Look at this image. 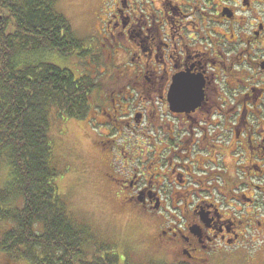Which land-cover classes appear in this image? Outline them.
Masks as SVG:
<instances>
[{
	"label": "flooded vegetation",
	"instance_id": "flooded-vegetation-1",
	"mask_svg": "<svg viewBox=\"0 0 264 264\" xmlns=\"http://www.w3.org/2000/svg\"><path fill=\"white\" fill-rule=\"evenodd\" d=\"M107 11L123 83L75 120L97 173L153 224L154 264H264V0Z\"/></svg>",
	"mask_w": 264,
	"mask_h": 264
},
{
	"label": "trees",
	"instance_id": "trees-1",
	"mask_svg": "<svg viewBox=\"0 0 264 264\" xmlns=\"http://www.w3.org/2000/svg\"><path fill=\"white\" fill-rule=\"evenodd\" d=\"M57 3L0 0V162L10 172L0 189V219L15 225L0 253L28 264H120L110 246L97 245L89 227L69 216L56 185L51 112L84 119L97 87L50 61L90 52ZM90 243L98 255L86 249Z\"/></svg>",
	"mask_w": 264,
	"mask_h": 264
},
{
	"label": "rangeland",
	"instance_id": "rangeland-1",
	"mask_svg": "<svg viewBox=\"0 0 264 264\" xmlns=\"http://www.w3.org/2000/svg\"><path fill=\"white\" fill-rule=\"evenodd\" d=\"M113 5L115 0H58L56 6L57 12L69 20L74 35L84 42L85 50L90 52L83 58L51 56L50 61L70 70L77 78L89 76L95 80L97 87L96 93L93 92L91 96L92 103L100 94L109 93L123 83L120 80L118 84L116 71L121 60L116 59L112 51L110 54L113 58L109 56L110 46L104 38L107 34L102 32L100 22L107 9L111 15ZM78 125L79 122L62 118L56 110H52L50 138L53 142V160L61 172L56 185L69 216L88 226L96 237L97 245L110 246V253L119 256L121 263L124 257L127 264L156 263L157 254L147 234L154 230L151 228L153 224L149 225L146 217L137 216L129 208L121 206L117 200L120 194L106 186L104 176L97 173L98 162L95 163L90 159L91 155L85 153L89 146L83 145L81 135L86 127ZM9 175L8 166L0 162V189L7 185ZM14 228V223L0 219V240ZM93 244H87L86 249L98 255V246L94 247ZM2 257L5 256L0 253ZM13 264L28 263L19 260Z\"/></svg>",
	"mask_w": 264,
	"mask_h": 264
}]
</instances>
